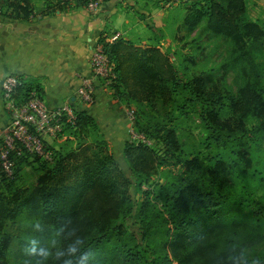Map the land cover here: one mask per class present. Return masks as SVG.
<instances>
[{
	"label": "trees",
	"instance_id": "1",
	"mask_svg": "<svg viewBox=\"0 0 264 264\" xmlns=\"http://www.w3.org/2000/svg\"><path fill=\"white\" fill-rule=\"evenodd\" d=\"M7 2L0 0V12L6 4L10 18L30 15L28 7ZM181 27L186 37L194 35L193 44L202 38L227 44L222 68L236 75L235 91L211 70L183 77L186 73L159 48L122 40L101 43L115 67L109 89L126 104L160 103L179 119L196 115L207 133L206 154L187 156L176 126L153 124L134 110V131L163 149L124 144L122 158L132 183L94 120L76 112L75 123L65 125L60 135L87 129L94 135L90 143L72 151L48 148L50 164L33 159L40 174L31 188L15 186L28 155L16 161L12 179L0 176V264H11L14 246L26 247L27 263L42 259L45 235L58 245L48 264H239L244 250L262 242L264 24L249 20L246 0H195L185 8ZM32 90L41 93L36 82L24 83L16 102ZM163 170V182L150 183ZM132 188L139 199L132 198ZM24 215L34 219L26 242L11 233L14 227L21 230ZM129 219L139 226L138 233L125 224ZM72 247L75 253L69 251Z\"/></svg>",
	"mask_w": 264,
	"mask_h": 264
},
{
	"label": "crops",
	"instance_id": "2",
	"mask_svg": "<svg viewBox=\"0 0 264 264\" xmlns=\"http://www.w3.org/2000/svg\"><path fill=\"white\" fill-rule=\"evenodd\" d=\"M155 2L159 0H103L96 11L72 3L41 7L27 18H10L0 12V85L8 74L24 83L36 82L49 109L69 106L85 112L103 134L113 156L122 158L128 141L127 108L112 97L103 82L94 84L95 103L91 107L79 101L76 91L79 78L90 74L89 55L96 43L122 40L146 48L153 45L154 36L173 25L167 16L177 4L165 0L162 7ZM246 5L253 7L252 15H256L264 0H246ZM179 26L183 29L181 23ZM112 37L117 40L112 42ZM7 123L0 91V133Z\"/></svg>",
	"mask_w": 264,
	"mask_h": 264
},
{
	"label": "rangeland",
	"instance_id": "3",
	"mask_svg": "<svg viewBox=\"0 0 264 264\" xmlns=\"http://www.w3.org/2000/svg\"><path fill=\"white\" fill-rule=\"evenodd\" d=\"M8 2L16 3L20 6L28 7L30 15H35L41 9V7H62L65 5L60 4L59 0H7ZM165 1V0H163ZM160 1L155 2V5L165 6L164 2ZM195 1V0H193ZM191 1V2H193ZM7 2V3H8ZM186 2L183 4H177L176 8H173L169 11V19L172 21L173 25L170 28H166L164 34L160 36H154L153 45L154 47H159L162 53H165L170 61L175 65L180 73L185 72L186 76L183 77H192L196 76L201 72L212 71L213 74L220 76L219 78H224L223 83L231 88L233 91L236 90V75L229 71L228 74H225L224 68L222 65L226 59L227 55V44L221 39H211V41L205 40L202 38L201 43L193 44L192 39L194 35L187 36L185 35V30L181 29L180 26L181 20L184 15L185 8L191 3ZM7 5L5 4L4 7ZM162 6V7H163ZM174 7V6H172ZM258 13L252 15L254 11L253 7H247V16L249 20L260 21L264 24V7H258ZM1 13L6 17H12L10 11L2 8ZM175 20V21H174ZM187 60V61H186ZM227 69V68H226ZM216 76V77H218ZM222 82V81H221ZM109 89L110 83L105 84ZM110 90V89H109ZM112 95V92H111ZM118 100L122 105L128 108L134 109L137 114L142 116V118L151 121L153 124H167L176 126V135L179 141L182 143V149L184 153L188 156L189 154L195 155L196 153L205 155L208 151L205 148V141L207 138V133L201 125L200 121L196 115H191L188 118L179 119L175 118L176 113L171 114L172 109L168 106L162 107L160 103H155L150 106L146 104L134 105L132 103L126 104L123 99L118 97ZM173 116V118H172ZM172 120V121H170ZM141 124L143 120L140 121ZM78 135V136H77ZM94 138V135L89 132V130L84 129L79 134L75 133V136H71L69 133L65 135H59L56 139L50 140L51 145L49 147L55 148L56 150H66L72 151L75 150L78 144H87L90 143ZM151 145L156 147L159 151L163 149V146L159 143H154L150 141ZM83 144V145H84ZM214 150L217 151L218 148ZM118 163V166L123 171L126 177L130 179L133 183L134 180L131 177V174L124 163L123 158L114 157ZM20 172L19 176L15 182V186L19 189L31 188L35 185L37 181V176L40 174L38 170V164L31 158L22 160V163L19 165ZM167 173L166 170L160 171L158 175L152 177L150 183L157 185L163 182V176ZM147 186L142 187V191L146 190ZM133 199H139L140 193L136 192L133 188L130 191ZM34 219L29 216H22L19 219L21 230L18 231V227H14L11 230V233H17L20 236V239L24 242L29 241L31 238V232L28 231L30 225L33 224ZM125 224L132 228L135 233L139 232V226L130 219L125 222ZM262 225V242L252 248L244 250L237 258L239 264H250L252 260L258 259L264 261V217L261 218ZM33 230L44 231L39 229V227L33 228ZM46 240L47 251L43 255V258L37 260V262H26L25 254L26 247L19 249V246H14L10 249L11 252L15 254V257L12 255L9 256L11 264H48V259L57 253L58 245L57 241L51 235H45L41 237ZM22 245V244H21ZM23 246V245H22Z\"/></svg>",
	"mask_w": 264,
	"mask_h": 264
},
{
	"label": "built area",
	"instance_id": "4",
	"mask_svg": "<svg viewBox=\"0 0 264 264\" xmlns=\"http://www.w3.org/2000/svg\"><path fill=\"white\" fill-rule=\"evenodd\" d=\"M61 5L79 3L90 11L99 9L103 0H59ZM192 0H168L169 4H183ZM167 2V3H168ZM112 37L111 41H116ZM114 64L107 58L101 43H96L89 55V76L79 78L76 96L86 106L95 103V82L110 83L114 78ZM24 82L15 75H6L0 85L3 108L8 114V123L0 133V176L12 179L16 161L29 156L40 162L50 164L53 159L49 150L50 140L56 139L65 125H73L76 111L69 106L49 109L41 96L32 90L26 99L16 102V93ZM125 117L128 125V141L151 146L150 140L134 131V109L127 108Z\"/></svg>",
	"mask_w": 264,
	"mask_h": 264
},
{
	"label": "clouds",
	"instance_id": "5",
	"mask_svg": "<svg viewBox=\"0 0 264 264\" xmlns=\"http://www.w3.org/2000/svg\"><path fill=\"white\" fill-rule=\"evenodd\" d=\"M32 243H33V245H35V241H33ZM34 250H35V249L33 248V251H34ZM69 251H70L71 253H75V252L77 251V249H76L75 247H72V248L69 249ZM81 259H82V260H86V259H87V256H83V257H81Z\"/></svg>",
	"mask_w": 264,
	"mask_h": 264
}]
</instances>
